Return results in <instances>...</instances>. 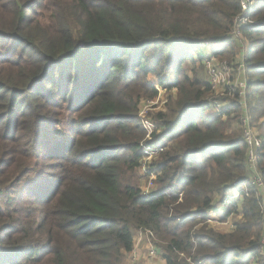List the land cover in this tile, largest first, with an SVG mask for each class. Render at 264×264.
<instances>
[{
  "label": "trees",
  "instance_id": "trees-1",
  "mask_svg": "<svg viewBox=\"0 0 264 264\" xmlns=\"http://www.w3.org/2000/svg\"><path fill=\"white\" fill-rule=\"evenodd\" d=\"M39 1L0 0V264H126L139 231L152 232L165 264H264L244 104L234 88L218 113L197 74L210 59L238 69L236 47L248 45L246 102L262 130L264 181V0H250L258 4L245 24L242 0H41L44 13ZM159 89L176 96L148 141L138 106ZM49 126L61 128L45 134ZM146 148L159 151L149 194ZM26 180L23 196L9 195ZM236 192L241 211L225 206ZM220 205L224 221L242 216L230 233L206 224Z\"/></svg>",
  "mask_w": 264,
  "mask_h": 264
},
{
  "label": "rangeland",
  "instance_id": "rangeland-1",
  "mask_svg": "<svg viewBox=\"0 0 264 264\" xmlns=\"http://www.w3.org/2000/svg\"><path fill=\"white\" fill-rule=\"evenodd\" d=\"M258 1H255V5L257 6ZM48 5V3H43L41 0L39 1L37 8L39 11H43L44 8H46ZM44 13V11H43ZM51 12L49 13H45L44 17L48 18L50 16ZM212 48L211 45L206 46L203 48V50L205 51H210ZM237 55L235 56V58L237 59V61L239 62V67L237 68H233V66L231 65L232 68H230V70H227L226 73H222V75H220L221 73H219V75H217L216 77H212L210 75V69H209V64H216L215 60H206L203 62H199V64L197 65V74L199 75V78L201 79L202 82H204V80L206 79L207 84L210 85L211 89L209 91V93L207 94L208 96V101L213 102L215 101L216 103H218L219 105H221L220 107L223 108H227V106H229L230 102H231V98H232V94L234 93V90L238 89L237 84L240 81L246 80V78L248 77L247 73L245 72V68L243 67V63L245 61L246 58V52H247V48L248 45L247 44H240L237 45ZM244 54V55H241ZM197 61V59H196ZM210 61H214V62H210ZM226 62V61H225ZM189 65H184L182 67L183 71H187L190 69V67H188ZM208 66V67H207ZM213 78H216L217 80H220V82H213ZM152 83L156 82L155 78L150 79ZM235 88V89H234ZM159 95L157 96V98L155 99H142V101L140 102V105L138 106L139 108V116L144 124L145 130H146V139L148 141H150L151 139L150 134L156 132L157 127H156V122L154 121L153 117H155V115L159 112H164L163 108L170 103L171 99H174L176 96V91H171V92H163L161 91V89H159ZM170 100V101H169ZM169 102V103H168ZM215 102H213V106L216 108V106L214 105ZM251 113V110H250ZM212 113H208V116H212ZM225 118V117H224ZM50 120V119H49ZM239 123L241 124V122L239 121ZM253 130L256 136H261L262 134V130L260 129V127L255 126L253 124ZM61 128V126H59L56 129H53L51 126H49L47 132L45 134H50L53 133L54 131H59V129ZM18 130V128H12L11 132L12 134H15L16 131ZM11 134V135H12ZM20 134V133H19ZM19 141H21L22 143L26 142L28 139L24 133L23 130H21V134H20V138L18 139ZM23 152V150H21ZM52 151V150H51ZM50 151V152H51ZM158 151V150H157ZM39 152H40V148H39ZM158 152H153L152 149L146 148L145 151V157L142 159L141 163H146L145 166L149 169L150 165L157 160L158 157ZM44 163L46 164H50V165H55L56 162L50 161V159H46L44 160ZM38 167V171L40 172L39 169H42L43 166H45V164H43L40 160H38V162L35 163ZM43 170V169H42ZM49 174H51L53 171L48 170L47 171ZM35 174V173H33ZM142 176L143 178H141V185H142V190L145 192H152L153 189H155V185L153 184V180L151 178V176H148L144 173V171L142 170ZM40 177V173H37V176L32 175L31 179L34 183H32V185H38L39 183L37 182L39 180ZM46 178V177H45ZM44 178V180H45ZM49 179V178H48ZM43 182V181H41ZM48 181H46L47 183ZM28 180L23 181L22 185H19L15 191L11 192L9 195L12 196H23L22 191L25 189V187L28 185ZM35 190V189H34ZM21 191V192H18ZM33 192V191H31ZM263 194V192H262ZM8 195H1L0 198L3 199L5 197H7ZM242 200H243V196L240 192H236V198L233 196L229 202H238L239 206L238 208L241 211L242 208ZM220 211L218 212V216L216 215H212L211 219L209 221H207V225L219 232L222 233H227L229 232L233 225L240 222L242 219L241 215H235L232 214L229 217H227V219L224 221L223 218H225L227 211H223V207L220 205L219 207H217ZM203 224H201L199 226L202 227ZM144 238H147L145 235H143ZM264 237V236H263ZM149 238V237H148ZM151 240V244L152 239L149 238ZM151 247V245H150ZM150 249V248H149ZM157 249V255H156V259L155 260H151L149 258V251L142 253V256L139 257L138 255V249L134 248L133 251L131 252V254H127L126 256V264H160V259L163 257L162 256V252L161 250L156 247ZM262 250V249H261ZM263 251V250H262ZM264 253V251H263ZM132 256H135V259H133ZM264 256V255H263ZM150 261H149V260ZM252 264H256V261L253 262Z\"/></svg>",
  "mask_w": 264,
  "mask_h": 264
},
{
  "label": "built area",
  "instance_id": "built-area-1",
  "mask_svg": "<svg viewBox=\"0 0 264 264\" xmlns=\"http://www.w3.org/2000/svg\"><path fill=\"white\" fill-rule=\"evenodd\" d=\"M255 5V1H250V0H242V8L244 10V15L242 17H240V19H238L239 24H245L250 22L249 17L246 15V13L248 12V10L251 9V7H254ZM235 37L240 36V31L238 29V27L235 29ZM208 67V66H207ZM209 69H210V75L212 77H216L217 75H219V73L223 72L226 73L227 70H230V67H228L227 63H216V64H209ZM222 75V73L220 74ZM213 82H220V80L216 81V78H213ZM237 87L239 89V94L241 96V100L244 104V113L241 115L240 117V122H241V126L243 129V136H244V140L247 144V160H248V166L250 169L253 170L252 174V178H251V183L252 185L256 186V188L260 191L263 192L262 197L264 196V181L260 175V172L257 168V162H258V157H259V153L260 150L262 149L263 146V142L261 137L256 136L253 130V124H252V119L250 116V109L248 108L247 102H246V95H247V81L243 80L240 81L237 84ZM216 106V110L219 113L220 112V106L218 103L215 102L214 104ZM151 135V134H150ZM150 138V137H149ZM146 163H142V170L144 171L145 174L149 173V169L145 166ZM152 180L154 179V176H151ZM145 194H149L148 192L143 191ZM245 194L248 196L247 192H245ZM234 197L236 198V194L234 195ZM232 203L229 201L225 202V206H228ZM264 205V204H263ZM146 235L152 239V244L151 247L149 249V258L151 260L155 259L156 255H157V249H156V245L154 243L155 241V237L152 234V232L147 231L145 232ZM261 249L264 251V237L261 240Z\"/></svg>",
  "mask_w": 264,
  "mask_h": 264
},
{
  "label": "crops",
  "instance_id": "crops-1",
  "mask_svg": "<svg viewBox=\"0 0 264 264\" xmlns=\"http://www.w3.org/2000/svg\"><path fill=\"white\" fill-rule=\"evenodd\" d=\"M218 214H214V215L218 216ZM210 219H211V216H210ZM234 226H235V224L233 225L232 229L229 232H227V233H230L231 231H233ZM143 235H145L147 237L146 233L142 232V231H139V232L135 233V235H134V247H133V249L134 248L138 249L139 257L142 256V253L149 251V248H150V245H151V240L148 237L144 238ZM131 252L128 253V254H131ZM132 257H133V259H135V256H132ZM155 259H153V260H155ZM160 260H161L160 264H165V262L163 260V257ZM154 264H156V263H154Z\"/></svg>",
  "mask_w": 264,
  "mask_h": 264
}]
</instances>
